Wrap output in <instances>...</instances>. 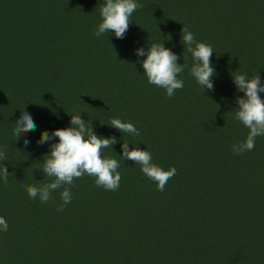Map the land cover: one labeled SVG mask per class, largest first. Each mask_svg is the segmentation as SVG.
Returning <instances> with one entry per match:
<instances>
[{"label": "trees", "instance_id": "obj_1", "mask_svg": "<svg viewBox=\"0 0 264 264\" xmlns=\"http://www.w3.org/2000/svg\"><path fill=\"white\" fill-rule=\"evenodd\" d=\"M104 2L0 0V150L9 172L7 183L0 179L8 224L0 264H264V136L252 151L232 150L249 131L235 119L244 93L233 75L259 72L264 85V0H136L123 39L93 35ZM184 26L214 50V90L190 75ZM150 43H164L186 65L171 98L138 63L146 57L136 50ZM23 107L36 123L27 145L13 135ZM77 113L119 141L103 154L120 162L122 178L116 191L88 175L75 180L71 203L57 211L63 189L41 203L25 186L49 182L37 168L51 151L37 143L42 132L70 127ZM113 118L140 135L111 127ZM124 141L177 169L163 192L121 157Z\"/></svg>", "mask_w": 264, "mask_h": 264}, {"label": "clouds", "instance_id": "obj_2", "mask_svg": "<svg viewBox=\"0 0 264 264\" xmlns=\"http://www.w3.org/2000/svg\"><path fill=\"white\" fill-rule=\"evenodd\" d=\"M140 7L136 0H105L100 8L101 22L94 29L93 35L99 37L105 33H113L118 39L125 38L132 22L131 17ZM181 43L184 45V51L187 46L186 50L192 54L194 61L190 75L205 91L214 90L213 77L216 75V69L211 60L213 48L209 44L197 41L195 34L186 26L182 29ZM136 55L146 57L138 63H142L143 74L146 75L149 84L164 89L169 98L173 97L177 90L183 89L184 81L178 77L186 65L179 64L180 56L165 47L164 43H150L147 50L143 47L138 48ZM233 81L237 90L244 93V96L237 99L235 119L249 130L245 140L232 146L235 155H242L254 150L256 138L264 136V98L260 95L264 93V85L261 83L259 72L251 78L246 74L237 73L233 75ZM20 111L22 115L14 123L13 135L16 140L23 138L27 145L30 141L24 134L34 131L36 123L24 107ZM70 124L71 126L67 128L42 132L37 143L39 145L48 143L51 151L44 156L47 159L37 168L42 169L49 182L25 186L29 198L39 197L41 203L52 200L53 193L63 189L60 191L61 203L57 205V211H63L64 207L71 203L70 189L74 186L75 180L88 175L95 179L97 187L116 191L122 178L118 171L120 162L103 154L105 149H113V145L119 142L116 137L96 134L92 124L87 123L79 113L71 115ZM108 125L123 134L140 135V131L131 122L113 118ZM55 138H58V142L50 143ZM122 151L121 157L140 165L142 173L156 183L157 191L163 192L168 181L177 175L175 167L166 171L153 163L152 153L148 150L139 147L130 150L129 143L124 141ZM6 163V153L0 150V179H3L4 183H7L9 175ZM66 185L68 187H65ZM7 230V221L0 216V231Z\"/></svg>", "mask_w": 264, "mask_h": 264}, {"label": "rangeland", "instance_id": "obj_3", "mask_svg": "<svg viewBox=\"0 0 264 264\" xmlns=\"http://www.w3.org/2000/svg\"><path fill=\"white\" fill-rule=\"evenodd\" d=\"M4 6H6L5 8L12 10L13 12L15 11L12 2H6Z\"/></svg>", "mask_w": 264, "mask_h": 264}]
</instances>
